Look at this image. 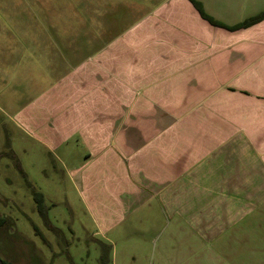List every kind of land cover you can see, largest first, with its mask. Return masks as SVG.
I'll return each instance as SVG.
<instances>
[{"label": "rangeland", "instance_id": "374dc122", "mask_svg": "<svg viewBox=\"0 0 264 264\" xmlns=\"http://www.w3.org/2000/svg\"><path fill=\"white\" fill-rule=\"evenodd\" d=\"M160 2L0 0V215L7 218L0 226V258L5 262L99 264L102 255L108 264H264V175L261 183L254 180L251 155L239 169L244 183H230L232 173L225 177L234 161L226 166L217 160L213 173L203 161L176 185L181 195L134 197L111 184L102 169L88 181L85 169L76 166L83 160L75 157L76 138L54 155L46 137L33 135L45 132L48 109L49 116L76 111L81 89L75 87L72 100L69 92L78 79L69 64L87 61ZM67 71L70 76L63 77ZM85 72L92 80L93 70ZM37 120L40 127L33 125Z\"/></svg>", "mask_w": 264, "mask_h": 264}, {"label": "crops", "instance_id": "0c3cea01", "mask_svg": "<svg viewBox=\"0 0 264 264\" xmlns=\"http://www.w3.org/2000/svg\"><path fill=\"white\" fill-rule=\"evenodd\" d=\"M196 1L227 26L264 11V0ZM105 44L93 59L69 64L78 79L69 94L81 89L76 111L49 116L48 109L45 132L33 134L46 137L54 155L76 138L74 155L83 156L76 166L88 181L102 169L134 197L181 195L176 185L203 161L212 173L217 160L234 161L225 177L244 183L239 169L250 155L262 182L264 18L229 30L203 19L190 0H162Z\"/></svg>", "mask_w": 264, "mask_h": 264}, {"label": "trees", "instance_id": "16d2710c", "mask_svg": "<svg viewBox=\"0 0 264 264\" xmlns=\"http://www.w3.org/2000/svg\"><path fill=\"white\" fill-rule=\"evenodd\" d=\"M193 5L195 6V8L197 9V11L199 12L200 16L205 19L206 21H208L210 24L214 25V26H221V27H224V28H227L229 30H235V29H238V28H241V27H247V26H250L254 23H256L257 21L261 20L264 18V11L254 15V16H251L233 26H227V25H224L222 24L221 22L217 21L216 19H214L213 17H211L210 15H208L202 8L201 6V3L196 1V0H190ZM33 199L36 200L38 203H40V200H41V196L38 194V193H34L33 195ZM40 208V207H39ZM7 218L5 216H1L0 215V226L2 224H4L6 222ZM106 251L110 250L109 249V246H107L106 248ZM5 264H11L10 262H5L4 260H2ZM99 264H108L107 262H104L103 258H102V255H100V258H99Z\"/></svg>", "mask_w": 264, "mask_h": 264}, {"label": "water", "instance_id": "95a60500", "mask_svg": "<svg viewBox=\"0 0 264 264\" xmlns=\"http://www.w3.org/2000/svg\"><path fill=\"white\" fill-rule=\"evenodd\" d=\"M0 264H5L3 261H2V259L0 258Z\"/></svg>", "mask_w": 264, "mask_h": 264}]
</instances>
